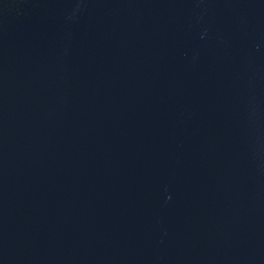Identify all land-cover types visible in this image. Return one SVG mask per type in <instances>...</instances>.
<instances>
[{
    "label": "water",
    "instance_id": "obj_1",
    "mask_svg": "<svg viewBox=\"0 0 264 264\" xmlns=\"http://www.w3.org/2000/svg\"><path fill=\"white\" fill-rule=\"evenodd\" d=\"M0 264H264V0H0Z\"/></svg>",
    "mask_w": 264,
    "mask_h": 264
}]
</instances>
